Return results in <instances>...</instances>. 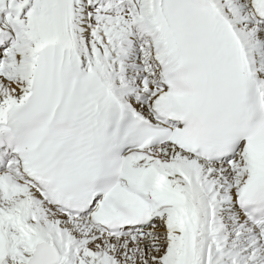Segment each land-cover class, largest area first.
<instances>
[{
	"label": "snow or ice",
	"instance_id": "6c2138e0",
	"mask_svg": "<svg viewBox=\"0 0 264 264\" xmlns=\"http://www.w3.org/2000/svg\"><path fill=\"white\" fill-rule=\"evenodd\" d=\"M0 264H264V0H0Z\"/></svg>",
	"mask_w": 264,
	"mask_h": 264
}]
</instances>
